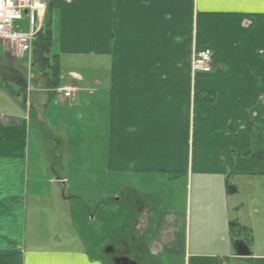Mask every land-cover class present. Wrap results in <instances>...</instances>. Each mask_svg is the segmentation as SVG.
Here are the masks:
<instances>
[{
    "label": "crops",
    "instance_id": "1",
    "mask_svg": "<svg viewBox=\"0 0 264 264\" xmlns=\"http://www.w3.org/2000/svg\"><path fill=\"white\" fill-rule=\"evenodd\" d=\"M53 8L61 14L59 54L83 56L86 64L85 58L96 56L99 67L67 70L53 90L32 74L31 63L19 73V59L4 48L0 53V264H109L88 247L37 245L41 235L32 220L36 213H45L47 221L54 214L49 204L34 206L28 219L29 187L32 195L47 181L51 189L64 188L67 172L51 166L53 179L47 180L30 168L32 124L41 140L46 134L56 146L73 144L77 127L85 179L97 182L100 157L102 186L112 181L123 189L117 203L140 206L134 243L123 228L119 235L144 253L145 264H165L163 258L177 251L185 253V264H229L234 250L222 261L199 254L198 230L201 223L215 225L228 242L237 222L230 225V214L246 204L252 213L260 210L264 225V0H48L43 27H52L46 16ZM201 49L212 52L208 74L191 71L193 53ZM69 87L78 89L73 103L62 96ZM59 127L65 130H51ZM164 175L183 179L182 221L170 212L151 213L134 190ZM242 187L245 202H232ZM63 196L57 199L64 204L69 198ZM102 200L88 209L90 220L93 213L106 214L108 201ZM57 214V223L70 218ZM248 217L250 233L240 239L252 255L238 260L264 264V243L254 253L253 236L247 240L254 233Z\"/></svg>",
    "mask_w": 264,
    "mask_h": 264
},
{
    "label": "rangeland",
    "instance_id": "2",
    "mask_svg": "<svg viewBox=\"0 0 264 264\" xmlns=\"http://www.w3.org/2000/svg\"><path fill=\"white\" fill-rule=\"evenodd\" d=\"M60 18V11L56 8H53L52 12L48 13L46 16V21L52 22V34L55 44V48L53 47L52 51L54 54L57 53L61 56V71L59 69V75L65 77L67 75V70H76L83 73V69L88 68V65L90 67V64H92V67H96L99 64V58L96 56H93V58H85L88 61V64H86L83 56L73 59L69 58L70 56L66 57L65 54H59L60 50L57 45H59L62 35V32L60 31ZM19 24L26 31L28 23L23 21ZM2 51H4V49L2 45H0V53H2ZM18 59L22 63V66L20 65L17 70L19 73L24 74L26 66L31 63L32 55L30 62L27 56ZM31 72L32 74L34 73L33 68H31ZM37 75L39 74H36L35 76ZM81 98H85V93L82 92ZM53 108L55 109L54 106ZM83 128L82 125V131ZM63 129L65 130V127H59L57 129L51 128L53 131H62ZM78 133L79 131L77 130V127L73 125L71 135L74 136V143H63L60 146H56L46 134H44V139L41 140L39 135H36L38 133L35 127L33 124L31 125L29 152L30 168L35 169L40 177L49 180L53 179L54 173L53 170H51V166H54V171L56 173L59 172L65 174L67 172V183L64 188L55 184L56 188L51 189L53 184L46 180L48 184L45 181V185H41L42 187L40 186L39 190H37V194H35L36 190H34L33 195L31 194L30 185L28 190V200L30 199L28 219L30 220L32 218L30 214L33 213L34 206L39 209L45 208V206H48L49 204L50 206L48 207L52 208L47 209V211L51 212L52 215L54 214L53 216H58L57 212H66L70 217L69 220H64V218H62L63 220L60 223H57V221L53 219V216L50 221H47L45 220L47 217L45 213H36V219L31 220L38 225L37 232H39V236L41 235V240L38 241L37 245L46 248L49 245L48 242L55 241V243L57 242V245L60 246H56L58 248L83 249L88 247L97 250V254L106 256L104 247L108 241L117 245L118 241L122 239V236L119 235V228H123V232H125L124 238H127V233H129V237L134 243L135 235L134 231L130 230V219H132L133 226L138 224L140 206L134 204V202H131L128 205L123 202L117 203L116 195L119 196L122 187H116V184L112 181H109L108 185H104V187L102 186L101 177L99 176L102 174L100 171L102 168L100 157H96V161L99 165V171L96 172L97 182H88V179H85V149L82 150V152L79 149L80 141L78 143L76 140ZM54 150L58 151V158L51 156V153ZM51 159L53 160V164H51ZM168 178H166L165 175L158 177L155 176L148 182H142L141 185L139 184L134 190H137L142 194L141 197L144 201L146 200L145 203L150 207L151 213L158 215L160 212H170L172 218H177L179 221H182L185 214L184 211L187 208L185 200L186 189L183 179L180 177L176 180H173L171 177L170 179ZM243 189L244 187L240 188L241 192L239 195L230 197L232 202H245V191ZM57 194L59 197L64 195L63 197H68L69 200L64 204L63 202L60 203L57 199ZM76 198L79 199L77 200ZM97 199L99 202L102 199H104L102 202L108 201V207L104 208L106 214L100 216V213H93L94 219L90 220L87 211L88 209H95L96 206L101 205H96V202L98 201ZM194 211L195 207L192 210V220L194 218ZM130 214L131 216L129 217ZM248 216H250L251 219H254V223L252 222L254 224V233L251 237L247 238V240L250 242V239L253 236V252L259 253L258 249H260L261 243H264V234L262 235V232H264V225L261 227L260 224V210H258L257 213H252L251 208H248V205L246 204V207H243L239 214L233 212L230 214V217L234 219L233 222H230V225L235 223V220L237 222L234 224L236 226L230 229L231 234H229L230 238L228 239V242L220 235L221 230L215 225L208 226L204 223L199 225L200 229L198 231L200 242L198 247L201 248L198 250L199 254H210L220 261L229 258L230 254L233 253V241L231 243V238H233L234 234L238 231L237 224L241 227L249 226V222L251 221ZM256 218L257 220L255 222ZM73 225L74 228H76L75 230L72 228ZM192 226H194V224ZM243 233L240 232L242 237L244 236ZM184 254L185 253L177 251L176 255L163 258V261L165 264H185ZM229 264L243 263L239 262L238 258H234L230 260Z\"/></svg>",
    "mask_w": 264,
    "mask_h": 264
},
{
    "label": "built area",
    "instance_id": "3",
    "mask_svg": "<svg viewBox=\"0 0 264 264\" xmlns=\"http://www.w3.org/2000/svg\"><path fill=\"white\" fill-rule=\"evenodd\" d=\"M48 0H0V45L16 58L32 54V44L42 30ZM28 23L26 31L19 23ZM212 52L196 50L191 61L192 73L208 74L211 71ZM62 96L75 102L78 89L69 87L61 90ZM224 264V263H223Z\"/></svg>",
    "mask_w": 264,
    "mask_h": 264
},
{
    "label": "trees",
    "instance_id": "4",
    "mask_svg": "<svg viewBox=\"0 0 264 264\" xmlns=\"http://www.w3.org/2000/svg\"><path fill=\"white\" fill-rule=\"evenodd\" d=\"M52 45V27L50 23H46L32 44L31 66L34 69V74H39L46 81V86L54 90L59 85L60 75L58 56L52 53ZM237 228L238 231L233 236L236 239L242 237L240 232L245 233L246 231L245 227L238 224Z\"/></svg>",
    "mask_w": 264,
    "mask_h": 264
},
{
    "label": "flooded vegetation",
    "instance_id": "5",
    "mask_svg": "<svg viewBox=\"0 0 264 264\" xmlns=\"http://www.w3.org/2000/svg\"><path fill=\"white\" fill-rule=\"evenodd\" d=\"M133 228L132 219H130V230ZM131 232V231H130ZM109 264H145L149 263L144 253L136 246H129L124 240L115 243H108L104 247Z\"/></svg>",
    "mask_w": 264,
    "mask_h": 264
},
{
    "label": "water",
    "instance_id": "6",
    "mask_svg": "<svg viewBox=\"0 0 264 264\" xmlns=\"http://www.w3.org/2000/svg\"><path fill=\"white\" fill-rule=\"evenodd\" d=\"M232 187H229V193L232 192ZM234 255L238 258L249 257L252 255V251L249 246L242 239H237L233 242Z\"/></svg>",
    "mask_w": 264,
    "mask_h": 264
}]
</instances>
